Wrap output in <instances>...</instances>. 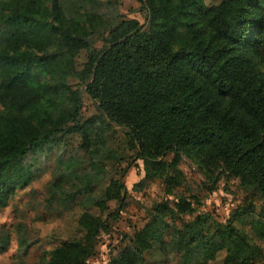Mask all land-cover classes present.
I'll use <instances>...</instances> for the list:
<instances>
[{
    "label": "trees",
    "instance_id": "1",
    "mask_svg": "<svg viewBox=\"0 0 264 264\" xmlns=\"http://www.w3.org/2000/svg\"><path fill=\"white\" fill-rule=\"evenodd\" d=\"M66 1L0 0V205L29 184L32 172L23 164L29 150L76 134L80 147L91 155L98 129L106 151L99 158L90 156L92 171L80 176L75 160L71 167L70 161L60 162L69 173L61 172L51 189L57 195L64 190V177L71 175L77 181L63 199L93 192L107 174L106 163L121 159L110 154L106 143L107 133L117 128L135 158L143 160L146 175L163 176L170 187L180 180L167 173L176 161L166 162V152L179 156L189 148L208 146L221 160L222 172L251 184L264 197V0H220L213 5L205 0H141L147 28L136 20L122 22L102 50L92 46L78 16L68 17ZM80 51L86 60L77 70ZM55 70L61 73H51ZM73 74L82 79L81 91L97 103L100 120L80 117L79 97L67 82ZM55 89L70 98L69 106L53 117L50 97ZM30 93L48 97L38 107L44 123L15 113L36 109L23 99ZM217 102L226 103L221 112ZM125 170L111 177L93 200L100 214L85 210L79 215L81 237L64 240L40 264H88L100 232L109 231L119 218L121 206L110 209L107 202L121 201ZM174 207L177 212L190 210L179 201ZM166 215L173 217L174 209L157 205L106 264H146L144 253L157 246L163 257L158 264H167L170 252L180 264H207L220 250L225 251L224 264L255 257V247L231 223L217 225L219 241L204 235V215L174 231L173 245L166 247ZM257 235L263 237L264 229Z\"/></svg>",
    "mask_w": 264,
    "mask_h": 264
},
{
    "label": "rangeland",
    "instance_id": "2",
    "mask_svg": "<svg viewBox=\"0 0 264 264\" xmlns=\"http://www.w3.org/2000/svg\"><path fill=\"white\" fill-rule=\"evenodd\" d=\"M141 0H67L65 11L68 17L78 16L79 26L88 30V38L97 50L105 48L115 36V29L125 21L136 20L139 27L148 26L147 10ZM208 5L217 4L220 0H205ZM166 39V38H165ZM86 60L85 51L75 58V68L80 70ZM51 73H61L55 70ZM62 73H72L67 70ZM70 87L76 91L81 105L82 120L94 118L100 120L97 107L89 96L81 91L82 79L78 75L67 78ZM52 94V95H51ZM53 103L52 116L62 113L69 106L70 95L66 97L56 89L51 92ZM45 98L25 94L24 101L36 104V109L25 114L26 121L44 123L38 116V107ZM55 103V105H54ZM97 104V103H96ZM226 103L217 102L216 109L221 112ZM235 108L231 107V111ZM98 128V127H97ZM94 130V129H93ZM98 129L93 132L94 141L91 155L99 158L105 154V146L101 142ZM106 143L110 154L121 159L109 160L106 165L107 174L98 183L93 192L81 191L72 200L63 199V193L73 190L72 183L77 180L71 175L64 177V190L57 195L51 194L53 183L61 179V172H67L64 165L75 160V171L85 176L92 171L90 154L79 143L78 135H70L43 147L29 150L23 164L32 172V178L24 189H17L11 194L5 205H0V264H40L46 260L48 253L66 239L79 238L82 235L78 225L79 215L87 210L92 214H100L93 200L102 195L111 177L120 175V170L126 168L121 177L125 191L121 201L113 199L107 202L110 209L121 206L118 220L111 222V229L100 232L95 243L94 252L88 258V264H106L128 244V236L142 228L155 213V207L166 204L174 209L173 217L164 216L167 225L164 230L163 244L171 247L174 241V231L184 223L194 219L196 215L206 216L204 235L219 241L216 235L217 225L233 224L236 232L245 237L255 250L250 261L243 264H264V236L258 232L264 229V218L260 211L264 210V197L251 184H245L239 177L221 171V160L206 147H194L181 151L179 156L168 151L162 158L170 163L175 159V166L167 170L168 174L178 175L180 184L170 187L164 182V177L147 176L142 159H136L134 152L127 146L126 135L119 131L107 133ZM70 176V178H69ZM72 186V187H71ZM188 204V211L177 212L174 203ZM168 211V210H167ZM171 214V213H170ZM225 251L220 250L214 260L207 264H224ZM146 264H158L163 261L159 247L151 248L144 253ZM167 264H180L178 256L170 252L166 256ZM193 264H198L194 261Z\"/></svg>",
    "mask_w": 264,
    "mask_h": 264
},
{
    "label": "water",
    "instance_id": "3",
    "mask_svg": "<svg viewBox=\"0 0 264 264\" xmlns=\"http://www.w3.org/2000/svg\"><path fill=\"white\" fill-rule=\"evenodd\" d=\"M93 102L95 103V101L93 100ZM95 105H97L96 103H95Z\"/></svg>",
    "mask_w": 264,
    "mask_h": 264
}]
</instances>
